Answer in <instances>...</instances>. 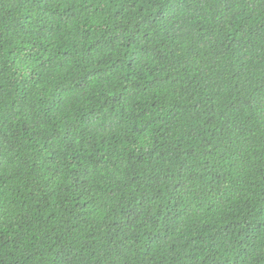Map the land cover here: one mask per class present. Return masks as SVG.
Wrapping results in <instances>:
<instances>
[{
	"label": "trees",
	"instance_id": "16d2710c",
	"mask_svg": "<svg viewBox=\"0 0 264 264\" xmlns=\"http://www.w3.org/2000/svg\"><path fill=\"white\" fill-rule=\"evenodd\" d=\"M0 264H264V0H0Z\"/></svg>",
	"mask_w": 264,
	"mask_h": 264
}]
</instances>
